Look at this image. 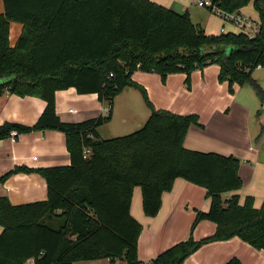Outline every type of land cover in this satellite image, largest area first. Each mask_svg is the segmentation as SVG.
I'll use <instances>...</instances> for the list:
<instances>
[{"label": "trees", "instance_id": "obj_1", "mask_svg": "<svg viewBox=\"0 0 264 264\" xmlns=\"http://www.w3.org/2000/svg\"><path fill=\"white\" fill-rule=\"evenodd\" d=\"M213 2L227 13L253 3L259 34L209 36L188 12L149 0H3L0 94L38 97L47 105L33 126L0 125V140L13 131H59L71 163L37 170L47 183L46 201L13 205L9 198H0V264L102 259L112 264H184L201 247L234 237L264 252V202L256 209L251 198L241 205L236 194L224 196L243 186L240 160L187 150L185 138L199 117L155 109L147 90L132 78L137 71L156 73L165 83L169 75L182 73L189 81L194 71L217 64L219 81L227 82L231 92L234 86H252L264 104V91L253 77L256 69L264 68V0ZM12 22L23 25L15 46L10 44ZM71 88L81 95L97 94L103 105L108 103V112L80 123L61 121L56 92ZM128 88L141 93L151 115L132 134L102 139L99 127L110 122L115 98ZM30 172L17 167L0 177V183ZM178 179L205 188L211 201L207 212H197L193 229L210 221L216 232L200 241L190 237L149 263L141 262L143 226L131 214L134 189H141L143 211L153 218Z\"/></svg>", "mask_w": 264, "mask_h": 264}, {"label": "crops", "instance_id": "obj_2", "mask_svg": "<svg viewBox=\"0 0 264 264\" xmlns=\"http://www.w3.org/2000/svg\"><path fill=\"white\" fill-rule=\"evenodd\" d=\"M149 1L178 13L204 9L194 0ZM3 13L4 3L0 0V14ZM239 13L253 20H260L253 3ZM220 20L208 18L204 29L207 35H220L223 27L229 32L234 30L231 25ZM22 31V24L16 22L10 24L11 46H15ZM219 74L220 67L214 64L203 70L194 71L189 81L182 73L169 75L165 83L156 73L137 71L132 78L147 90L157 110H167L176 115H199H197L199 124L190 127L184 147L190 151L216 153L240 160L239 175L243 186L239 191L224 196L229 198L236 194L241 205L245 204L247 198H251L253 206L260 209L264 202V121L258 116L262 114L264 104L260 101L262 110L258 111L257 120L252 122L258 106L253 100L250 103L245 100L240 102L239 97L230 91L228 83L219 81ZM130 90L131 88L125 89L114 101L112 119L115 118L118 109L117 99L124 97L128 113L123 118V125H129L127 127L130 129L141 128L145 124L142 121L150 114L140 112L142 120L141 118L138 120L139 112L136 106L139 100L135 94L127 92ZM197 90L201 92V96L194 99L192 104L186 102L182 105L178 102L180 93L183 92L185 97L191 98ZM46 105L41 98H22L6 91L0 94V125L9 122L33 126ZM179 109L182 110L179 112L177 111ZM70 110H75L76 113H71ZM56 111L61 121L80 123L106 114L107 108L99 101L97 94L81 95L76 89L71 88L56 92ZM130 119L136 122H129ZM126 126H120L118 129H124ZM260 131L263 136L259 140ZM70 163L65 135L59 131L47 130L18 135L15 141L11 138L0 140V177L17 167L32 170L30 173L15 174L4 183H0V198H9L13 205L46 201L47 183L37 170L68 166ZM210 205L211 201L207 198L205 188L178 179L173 191L163 195L159 214L151 218L143 211L141 189L135 188L131 214L143 226L138 241L139 260L149 263L165 250L190 237L200 241L214 235L217 226L210 221H202L193 229L197 212H207ZM2 231L0 226V234ZM232 259H238L241 264H264V252L234 237L228 241L214 242L201 247L184 264H226ZM75 264L112 263L108 259H102ZM115 264L126 262L118 260Z\"/></svg>", "mask_w": 264, "mask_h": 264}, {"label": "rangeland", "instance_id": "obj_3", "mask_svg": "<svg viewBox=\"0 0 264 264\" xmlns=\"http://www.w3.org/2000/svg\"><path fill=\"white\" fill-rule=\"evenodd\" d=\"M189 16H190L193 24L196 25V26H200L202 29H205V25L207 23L208 18L211 17V18L215 19V21H217L218 19L220 20V18L218 16L214 15L207 8L195 9L194 11H191V13H189ZM216 18H218V19H216ZM253 77L258 81L261 89L264 91V69L263 70H261L260 68L256 69L254 74H253ZM127 92H132L133 94H135L137 96V98L139 100V104L137 103V106H136V110H137V112H139L138 115H137L138 120H139V118H141L140 120H142V116L141 115L139 116L140 112H144L145 111L146 113H149L151 115V111H150L148 105L146 104V102H145V100H144V98H143V96L141 95L140 92H138L137 90H134V89H131L130 91H127ZM233 93H234L233 95L239 97V101L240 102L242 100H245V101H248L250 103L253 100L255 105L258 106L257 110H255V113H254V116H253V120H252V122H255L257 120L258 111L262 110L261 109V103H260V100H259V98L257 96V93H256L255 89L252 86H245V87L237 86V87H234ZM200 96H201V92L199 90H197L196 93L191 98L185 97V94L182 92L178 96L177 100L182 105L184 103H186V102L189 103V104H192L193 100L194 99H199ZM148 99H149V101L152 104V100L150 99L149 94H148ZM115 100H116V98H115ZM116 104H117L118 109H117L115 118L111 119L110 122L105 123V124H103L102 126L99 127V132L101 134V138L102 139H112V138H117V137H124V136H127L129 134H132V133L140 130L145 125L144 124L141 128H135V129L134 128L133 129L128 128L127 126H129V125H127V126L123 125V123H122L123 122V118L128 113L127 109L125 107V104H124V97H119L117 99ZM103 106L105 108H107L108 103H104ZM153 107H154V105H153ZM181 110L182 109H179L177 111L180 112ZM196 115H198V114H196ZM113 116H114V113H113ZM181 116H187V115H181ZM260 117L264 121V110L262 111V114L260 116H258V118H260ZM148 118H146L142 122L146 123ZM129 122H136V120L135 121H131V119H130ZM120 126H126V127L124 129L119 130L118 128ZM261 132L262 131H260V134H261Z\"/></svg>", "mask_w": 264, "mask_h": 264}, {"label": "built area", "instance_id": "obj_4", "mask_svg": "<svg viewBox=\"0 0 264 264\" xmlns=\"http://www.w3.org/2000/svg\"><path fill=\"white\" fill-rule=\"evenodd\" d=\"M195 3L201 8L209 9L214 15L218 16L225 24L231 25L234 30L227 31L226 28L221 29V34H243L249 38L256 37L261 28L260 20H253L251 18L241 15L239 12L236 13H227L217 7L213 0H194ZM261 68V67H259ZM112 76V75H111ZM71 113H76L75 110H70ZM108 112V109H107ZM18 137L17 132L13 131L10 134V138L15 141ZM88 151L85 153L88 155ZM30 264V263H27Z\"/></svg>", "mask_w": 264, "mask_h": 264}]
</instances>
